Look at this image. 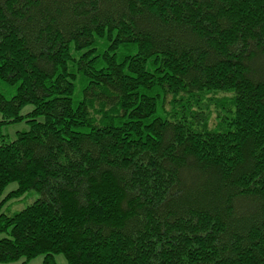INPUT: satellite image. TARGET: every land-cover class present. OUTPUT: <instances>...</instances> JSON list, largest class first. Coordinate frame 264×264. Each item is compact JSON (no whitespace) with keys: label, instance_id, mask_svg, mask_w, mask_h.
<instances>
[{"label":"trees","instance_id":"16d2710c","mask_svg":"<svg viewBox=\"0 0 264 264\" xmlns=\"http://www.w3.org/2000/svg\"><path fill=\"white\" fill-rule=\"evenodd\" d=\"M10 184L0 264H264V0H0Z\"/></svg>","mask_w":264,"mask_h":264},{"label":"rangeland","instance_id":"374dc122","mask_svg":"<svg viewBox=\"0 0 264 264\" xmlns=\"http://www.w3.org/2000/svg\"><path fill=\"white\" fill-rule=\"evenodd\" d=\"M24 128L23 124H17V125H11L9 127L4 128L3 132L5 133V130L7 135L11 136L9 138H13L15 131L17 129H22ZM15 184H10L5 191L3 192V195L0 197V202L1 199L3 198V196L8 193L9 191L13 190L15 188ZM38 197L37 193L34 192H30L25 196H22L18 199H10L9 201H7L5 204H3L2 206H0V216L1 214H6V215H10L14 212H18L20 210H22L25 206H27L28 204H30L31 202H33L36 198ZM4 235H0V238H2ZM56 260V264H66L65 259L62 255H57L55 257ZM10 264H20L19 262L16 263H10ZM27 264H42V256H38L37 258L29 261Z\"/></svg>","mask_w":264,"mask_h":264}]
</instances>
